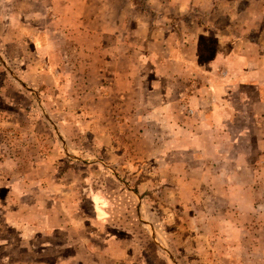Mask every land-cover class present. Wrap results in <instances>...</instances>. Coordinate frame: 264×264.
Here are the masks:
<instances>
[{"label": "rangeland", "instance_id": "374dc122", "mask_svg": "<svg viewBox=\"0 0 264 264\" xmlns=\"http://www.w3.org/2000/svg\"><path fill=\"white\" fill-rule=\"evenodd\" d=\"M46 1L0 0V264H264V0H105L131 110Z\"/></svg>", "mask_w": 264, "mask_h": 264}, {"label": "crops", "instance_id": "0c3cea01", "mask_svg": "<svg viewBox=\"0 0 264 264\" xmlns=\"http://www.w3.org/2000/svg\"><path fill=\"white\" fill-rule=\"evenodd\" d=\"M36 1L44 2V0ZM50 1L51 2L46 1V3L50 5L46 8L47 14L50 16L48 17V21L49 23L57 25L56 27L58 33H61L64 37H66V39L72 41L70 42L72 48H74L76 42L78 41V36L80 35L85 36L86 39L92 43V46H87L86 53L83 57L87 60L85 67H88L90 75L100 76L98 80H96V84L94 86H109L111 89L114 86L122 87V93L118 98L122 101V105L131 110V108L135 106V101L137 100L138 95V86L135 85L134 80V74H139L136 62H138V58H142V53L138 51L137 46L130 48L128 51H122L120 49L121 43L117 40V35L115 33L113 34L115 37H110L108 35V32L106 31L108 23L106 20H102L101 18V15H106L105 0ZM96 10L99 11V15H97ZM85 12L86 14L84 15L83 13ZM165 25L166 24L163 26ZM119 26L120 25L116 27V30H120ZM107 38L114 40L111 45H104L105 42L103 41L107 40ZM98 40H102L103 47H101L100 44V47L96 48V45L99 44V42H97ZM118 43H120L119 46ZM162 53L163 55L161 57L167 60L166 63L178 61L183 62L184 60V57L179 59L171 56V50L168 49ZM79 55L80 53H76L77 58L80 57ZM73 57L75 56L73 55ZM77 58L73 62L67 63L70 64L72 73L78 71L80 67V63L77 62ZM133 61L134 63L132 68ZM166 63L163 62V65L167 66ZM48 74L49 73L44 72V78H46ZM45 81L47 82V80ZM174 87L175 86H173L172 92L176 97L175 99L182 102L181 98L185 97V89L187 86H180L181 88L175 89ZM201 88L202 87L199 86L198 89ZM206 99L199 102V106H201V103H205ZM201 120L206 121L205 118H202Z\"/></svg>", "mask_w": 264, "mask_h": 264}]
</instances>
